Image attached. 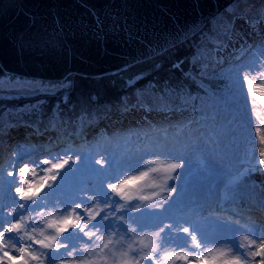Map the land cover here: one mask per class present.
I'll return each mask as SVG.
<instances>
[{
  "label": "snow or ice",
  "instance_id": "6c2138e0",
  "mask_svg": "<svg viewBox=\"0 0 264 264\" xmlns=\"http://www.w3.org/2000/svg\"><path fill=\"white\" fill-rule=\"evenodd\" d=\"M93 25L98 35L117 26L99 14ZM186 45L194 46L191 58L165 69L163 61ZM216 67L211 76L228 82L244 146L213 148L200 161L203 175L194 177L188 153L204 150L201 139L217 143L203 135L202 123L217 98L208 73ZM122 71L132 73L125 82L131 95L95 117V96L76 102L78 115L73 107L65 118L58 108L46 124L37 108L0 113L10 117L0 133L21 124L42 135L33 125L67 127L73 115L81 128L106 117L139 119L147 129L98 132L78 145L57 138L55 147L41 148L5 146L0 136V264H264V222L253 215L264 216V180L254 179L264 176V0H231L207 31L199 25L175 30L152 58H134ZM165 71L169 75L161 77ZM176 71L183 79H173ZM10 79L21 90L30 86ZM140 81L145 85L137 87ZM192 85L203 96H194ZM72 88L69 79L47 86L66 107ZM186 111L199 112L200 120H178L169 125L174 133L150 119L168 121ZM203 181L204 194L190 196L194 183Z\"/></svg>",
  "mask_w": 264,
  "mask_h": 264
},
{
  "label": "water",
  "instance_id": "95a60500",
  "mask_svg": "<svg viewBox=\"0 0 264 264\" xmlns=\"http://www.w3.org/2000/svg\"><path fill=\"white\" fill-rule=\"evenodd\" d=\"M231 0H0V66L61 81L121 71L166 46L175 30L204 28ZM116 28L97 34L93 15ZM123 26V27H121Z\"/></svg>",
  "mask_w": 264,
  "mask_h": 264
},
{
  "label": "rangeland",
  "instance_id": "374dc122",
  "mask_svg": "<svg viewBox=\"0 0 264 264\" xmlns=\"http://www.w3.org/2000/svg\"><path fill=\"white\" fill-rule=\"evenodd\" d=\"M205 31H207V28L205 29ZM216 68H218V67H216ZM216 68H209L208 73L211 75L212 73L216 72ZM53 84H55V83H53ZM7 85H9V84H7ZM28 85H30V86L26 90H21L20 88H18L17 83H14L12 86H10V88H12V93L13 94L15 93V97L19 100L20 99L24 100L25 98H29V97L35 96L36 94H39L40 84L28 83ZM4 86H6V85L4 84ZM3 89L4 88L0 87V90H3ZM224 99H225V102L223 101L222 105L220 103L219 105L214 107L217 111H219L215 116H213V117H215V119H212V117H209L205 121H202V123L204 124L203 135L204 136L213 135L214 137H217V143L213 144L211 141H206V140L201 139L200 145H201V148L204 150L203 151H195L194 150V151H191L188 153L194 177L203 175V173L200 170V161L202 159L206 160V159L210 158L211 150L213 148H215L217 151L223 150L225 143H227L230 147L233 144H235V146L238 150L242 149L244 146L243 140H241L238 136V129L236 127V121L234 120L235 110H236V106H237L236 102L230 96H228V97L225 96ZM25 100H27V99H25ZM106 106L101 107V109L106 108ZM223 109L230 110V113L223 112ZM11 113L14 114V112H11ZM192 113H193L194 118H197V116H200L199 112L193 111ZM65 118H67V117H65ZM25 119L27 120V117ZM76 122H77V124H79L78 120L73 121V123H76ZM0 123H3V122H0ZM46 123H47V121L44 124H46ZM71 124L67 127L70 128ZM38 128H40V130H44L43 125H38ZM25 129L28 132V131H30L31 128L25 127ZM50 129L51 128H49L48 130H50ZM124 129L127 130L128 128H124ZM104 130H106V128L100 129L99 133L101 135H103L105 133H107L108 135H111V133H109L107 131L105 132ZM4 133H7L8 135L5 136ZM4 133H0V136H2L3 139L6 141V143H8L9 128L5 127ZM51 133H50V135L53 136V133L56 134L57 132H53L52 134ZM80 133H81V130H80V132H71L70 134H72V136H77L76 134H80ZM122 134H124V132H121L120 135H122ZM47 135L48 134L44 135V137H46ZM23 144H25V143H23ZM16 145H15V147H16ZM254 179L256 181H261V180H264V176L257 175L254 177ZM194 185H195V183H194ZM207 185H208V181H205L203 184L205 189H207ZM256 215L259 217L258 219H260L262 222H264V216H262L259 211H256Z\"/></svg>",
  "mask_w": 264,
  "mask_h": 264
},
{
  "label": "trees",
  "instance_id": "16d2710c",
  "mask_svg": "<svg viewBox=\"0 0 264 264\" xmlns=\"http://www.w3.org/2000/svg\"><path fill=\"white\" fill-rule=\"evenodd\" d=\"M189 53H190V49H188L187 47H184L183 49L176 52L175 56L179 57V55H181V59L187 58V60H189V56H188ZM174 59L172 56H170L169 62L164 64L165 69L168 68V65L172 61H174ZM143 66L147 67L148 65L144 64ZM136 70H139V69H136ZM165 75H169V73L167 71L161 73V77ZM171 75L173 79L180 78L176 72L171 73ZM3 76L4 74L2 70L0 69V83L2 81L4 82ZM127 76L128 75L125 76L123 74H116L111 77H103V78H98V79L71 76L70 80L73 84V88L71 89L69 99L72 103L67 105V107L64 105L63 99L57 100L52 94L47 93V94H43L39 98H35L31 100L30 104L23 105L24 107L23 109H30V110L32 108L39 109L42 113L45 114L44 116H40L39 119L41 118L45 119L46 116L51 115V113H53V111H55L58 108L64 112V109H67V108L72 109L73 107H76V112L79 114V106L76 104V102L83 101V99L88 96H95L97 98L98 103L121 99V97L124 94H125V97L128 96L127 95L128 92L125 91L124 89V87L125 88L128 87L125 83L128 78ZM182 78L183 77H181V79ZM9 81H12V80L9 78ZM211 81H212L211 83H213V80ZM215 83L219 87L221 86L228 87V82L226 80L220 79L219 82H215ZM215 88L216 86L212 85V89H215ZM129 94L131 95L130 92ZM11 104L15 105V103H11L9 99L4 100L2 96L0 95V113H5L7 111V110L5 111V109H7V107L10 106ZM93 107L91 108V110L93 109Z\"/></svg>",
  "mask_w": 264,
  "mask_h": 264
},
{
  "label": "bare ground",
  "instance_id": "6f19581e",
  "mask_svg": "<svg viewBox=\"0 0 264 264\" xmlns=\"http://www.w3.org/2000/svg\"><path fill=\"white\" fill-rule=\"evenodd\" d=\"M255 39H258V37H255ZM232 51H234V49ZM103 103H105L106 105H109V103L107 101H105ZM106 108H108V106H106ZM103 110L104 109H101L100 108V109H98L95 112V114L97 112H103ZM192 112L193 111H186V114H185L184 118L181 119L182 121L181 120H179V121L180 122H183V121L189 120V119H191V120H200V116H198L197 118H194ZM150 119L153 120V123L154 124H157V125H159L162 128H168V130H169L170 133L176 132V128L175 127H169V125L170 124L171 125H175L177 123V119L170 118V120L164 121V120H162L158 116L157 117H150ZM110 120H112V119H108L106 117L96 118V119H94V121L91 124L86 125L84 127V130L87 132V134H89L88 131H90L91 129L94 130L95 128H97L99 126H102L103 124L105 125V122L106 121H110ZM196 127H197V125H193V128L194 129ZM121 129H123L122 126H116L115 124L109 126V130H110L111 134L115 133L116 135H119L118 134V131L121 130ZM141 129L147 130L146 129V126L143 123H141L140 121H133L132 122V127L128 130L127 134H129L130 132H139ZM124 131H126V130H124ZM9 133H10V139L11 138H15L16 139L19 136H22V135L23 136H26V135L29 134L28 132H26V130L24 129V127L22 125H20V124H19V126L15 125V127H11ZM195 135L201 136V133L200 132H196ZM132 139H133V141H135L136 137L133 136ZM52 141L53 140H51L50 138L44 137L43 134L42 135L41 134H38L36 137H34L32 139L31 144H32L33 147H36V148L49 147V144L48 143L51 144ZM18 144H20V142ZM131 146L134 147L135 145H131ZM204 182L205 181H203L202 184H195V185H193L192 189L189 192V195L192 196V197H200V196H202L204 194V192L206 191V189L203 186Z\"/></svg>",
  "mask_w": 264,
  "mask_h": 264
}]
</instances>
